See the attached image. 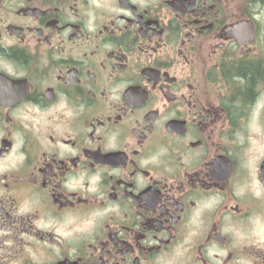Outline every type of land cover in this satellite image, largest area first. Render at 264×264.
<instances>
[{"label":"flooded vegetation","instance_id":"1","mask_svg":"<svg viewBox=\"0 0 264 264\" xmlns=\"http://www.w3.org/2000/svg\"><path fill=\"white\" fill-rule=\"evenodd\" d=\"M0 264H264V0H0Z\"/></svg>","mask_w":264,"mask_h":264}]
</instances>
